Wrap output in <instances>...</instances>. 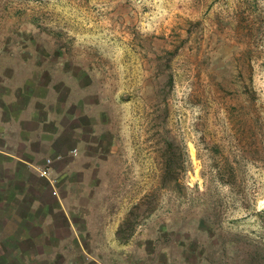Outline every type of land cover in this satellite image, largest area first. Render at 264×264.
<instances>
[{
	"label": "rangeland",
	"instance_id": "1",
	"mask_svg": "<svg viewBox=\"0 0 264 264\" xmlns=\"http://www.w3.org/2000/svg\"><path fill=\"white\" fill-rule=\"evenodd\" d=\"M34 73H71L93 115L71 122L93 143L79 238L56 212L47 264H129L123 245L132 264H264V0H0V79ZM31 245L1 242L0 264H43Z\"/></svg>",
	"mask_w": 264,
	"mask_h": 264
},
{
	"label": "crops",
	"instance_id": "2",
	"mask_svg": "<svg viewBox=\"0 0 264 264\" xmlns=\"http://www.w3.org/2000/svg\"><path fill=\"white\" fill-rule=\"evenodd\" d=\"M36 73L8 75L0 79V88L8 89L0 95V243L25 236L32 245L18 252L21 262L27 259V262L47 264L50 258L54 259L59 254L58 248L64 249V240L79 238L77 214L71 211L73 208L67 201L72 193L69 189L75 183L71 180L72 175H89L90 165L84 157L86 148L93 143L83 141L80 138L82 129L72 126L71 122L81 116L92 119L93 115L83 97L74 95L76 88L71 81V73L65 74L68 79H58L57 74H49L46 82H42ZM59 83L68 88L63 99L62 90L57 87ZM79 105L82 106L81 112L69 114L72 106ZM66 117L69 119L65 122ZM94 127L96 125L92 127L91 135L97 134ZM63 139H68L73 147L57 152L55 144ZM63 160H67L64 167L57 169L55 164ZM43 171L46 174H41ZM62 174L70 179L68 188L61 185ZM82 185L84 193L87 187ZM51 199L57 203V208L45 205ZM41 211L42 217L38 215ZM56 212L62 213L65 226L73 234L68 239L57 238ZM17 213L19 216L12 220ZM86 223L89 225V221ZM115 233L113 238L118 240ZM53 238L57 240L55 250H52L55 245L49 244ZM123 249H127L126 261L132 264L134 261L128 246L123 245ZM104 257L101 254L90 261L115 264L114 260H105ZM63 264L72 262L64 261Z\"/></svg>",
	"mask_w": 264,
	"mask_h": 264
},
{
	"label": "built area",
	"instance_id": "3",
	"mask_svg": "<svg viewBox=\"0 0 264 264\" xmlns=\"http://www.w3.org/2000/svg\"><path fill=\"white\" fill-rule=\"evenodd\" d=\"M41 174H43V175H44V174H46V172H45V171H43Z\"/></svg>",
	"mask_w": 264,
	"mask_h": 264
}]
</instances>
